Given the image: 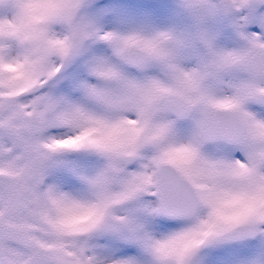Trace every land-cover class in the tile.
Returning <instances> with one entry per match:
<instances>
[{
  "label": "snow or ice",
  "instance_id": "1",
  "mask_svg": "<svg viewBox=\"0 0 264 264\" xmlns=\"http://www.w3.org/2000/svg\"><path fill=\"white\" fill-rule=\"evenodd\" d=\"M0 264H264V0H0Z\"/></svg>",
  "mask_w": 264,
  "mask_h": 264
}]
</instances>
